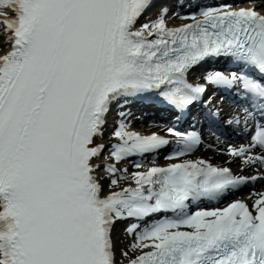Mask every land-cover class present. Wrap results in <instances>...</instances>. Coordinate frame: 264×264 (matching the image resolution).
Here are the masks:
<instances>
[{
    "label": "snow or ice",
    "instance_id": "obj_1",
    "mask_svg": "<svg viewBox=\"0 0 264 264\" xmlns=\"http://www.w3.org/2000/svg\"><path fill=\"white\" fill-rule=\"evenodd\" d=\"M153 6L0 0V264H264V192L250 194L251 206L238 199L190 211L264 175L181 160L203 141L175 127L166 131L177 147L165 158L179 162L119 167L173 142L132 131L130 103L163 106L179 119L208 86L237 89L245 126L255 112L264 120V0L207 7L174 28L166 8L140 23ZM221 60L235 70L189 81L196 67ZM227 155L264 169V123ZM162 213L172 215L146 224ZM118 222L126 225L120 248Z\"/></svg>",
    "mask_w": 264,
    "mask_h": 264
},
{
    "label": "bare ground",
    "instance_id": "obj_2",
    "mask_svg": "<svg viewBox=\"0 0 264 264\" xmlns=\"http://www.w3.org/2000/svg\"><path fill=\"white\" fill-rule=\"evenodd\" d=\"M250 3V1H249ZM225 106H229V104H223ZM140 131L142 132H147L146 128L141 127ZM208 143L213 146L212 150H209L206 146H202L200 147L193 155H191V158H203V159H209L210 162L213 161V159H217L218 161H221L222 164L228 165L231 167V169L238 173L239 175H252L253 173H257L258 175H264V170H259V168L256 167H252V168H246L242 162L240 160H232L231 157H229L227 155V148L228 146H232L234 148L238 147L241 143H245V141L243 140H226L223 139L222 137H219V139H217V137H213L210 141H208ZM223 145H226V147H223ZM231 161V162H230ZM147 167V166H145ZM241 168H244V171L241 172ZM138 169L136 168H132L129 169V173L133 172V171H137ZM143 170V169H140ZM107 183V181H105V184ZM255 184H259V186L256 188V193H258V191L260 192H264V182H257ZM255 184H250L251 188L253 187V185ZM254 192V191H253ZM253 192H248L249 194L246 196V200L249 204L253 203V200L256 199L255 196H252L250 198V194ZM122 239H118V243L117 245H119L121 247V244L119 243V241H121Z\"/></svg>",
    "mask_w": 264,
    "mask_h": 264
},
{
    "label": "rangeland",
    "instance_id": "obj_3",
    "mask_svg": "<svg viewBox=\"0 0 264 264\" xmlns=\"http://www.w3.org/2000/svg\"><path fill=\"white\" fill-rule=\"evenodd\" d=\"M223 147H225V146L223 145Z\"/></svg>",
    "mask_w": 264,
    "mask_h": 264
}]
</instances>
